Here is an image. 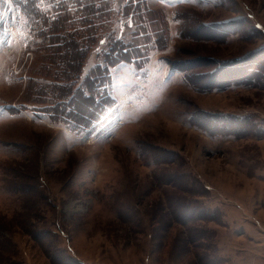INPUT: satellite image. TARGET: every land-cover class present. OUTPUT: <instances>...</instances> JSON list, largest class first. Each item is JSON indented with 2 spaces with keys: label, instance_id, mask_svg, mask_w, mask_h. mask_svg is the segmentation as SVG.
<instances>
[{
  "label": "rangeland",
  "instance_id": "374dc122",
  "mask_svg": "<svg viewBox=\"0 0 264 264\" xmlns=\"http://www.w3.org/2000/svg\"><path fill=\"white\" fill-rule=\"evenodd\" d=\"M112 1L105 36L150 48L109 64L106 118L80 133L24 108L54 82L2 10L0 264H264V0H139L132 23Z\"/></svg>",
  "mask_w": 264,
  "mask_h": 264
},
{
  "label": "trees",
  "instance_id": "16d2710c",
  "mask_svg": "<svg viewBox=\"0 0 264 264\" xmlns=\"http://www.w3.org/2000/svg\"><path fill=\"white\" fill-rule=\"evenodd\" d=\"M7 1L17 19H24L22 26L28 31L27 44L36 39L37 48L45 52L39 56L40 63L33 68V72L54 82L48 84V91H43L46 84L32 81L29 96L31 107L24 108L32 109L37 114L47 113L54 121L65 124L77 133L85 132L97 121L103 120L111 105L106 102L111 86L109 64L142 57L150 48L151 33L135 31L127 41L116 33L106 37L103 31L118 13L112 0H0V31L4 28L1 13L8 7ZM138 1L127 0L123 13L120 12L130 23L133 22ZM93 30L100 32L96 38L98 43L107 39L108 48L98 51L104 61L89 70L88 82L80 86L76 93L81 67L89 48L87 42L82 45V39L86 38V34L89 37ZM50 34L60 36L61 41L57 39L46 44V36L48 38ZM141 39L145 40L144 47L140 46ZM64 45L68 46L69 51L58 49ZM74 49L78 50V55L72 52ZM51 98L58 101L48 102Z\"/></svg>",
  "mask_w": 264,
  "mask_h": 264
},
{
  "label": "built area",
  "instance_id": "2783aa9c",
  "mask_svg": "<svg viewBox=\"0 0 264 264\" xmlns=\"http://www.w3.org/2000/svg\"><path fill=\"white\" fill-rule=\"evenodd\" d=\"M118 123H120V121Z\"/></svg>",
  "mask_w": 264,
  "mask_h": 264
}]
</instances>
